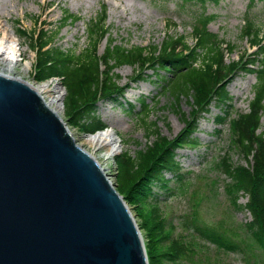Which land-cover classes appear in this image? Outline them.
Returning a JSON list of instances; mask_svg holds the SVG:
<instances>
[{
  "label": "rangeland",
  "instance_id": "obj_1",
  "mask_svg": "<svg viewBox=\"0 0 264 264\" xmlns=\"http://www.w3.org/2000/svg\"><path fill=\"white\" fill-rule=\"evenodd\" d=\"M103 3H107L109 30L99 44L100 54L109 35L126 47L160 44L168 33L186 34L192 44V24L203 13L216 14L209 24L210 30L236 45L227 60L237 59L246 48L255 49L241 36L245 17L254 19L264 31V0H207L204 4L183 0H0V38L5 35L7 42H15V49L1 50L2 57L14 59L13 69L8 71L0 64V71L27 79L33 85L49 83L52 92L57 86L63 93L61 114L79 142L89 133L74 126L67 117V90L62 79L36 78V52L29 38L19 35V28L21 31L34 28L32 17L41 15L38 25L46 20L45 27L55 29L68 9L81 19L63 26L56 44L80 52L89 41L86 23L101 11ZM134 71L129 64L116 67L120 85H126ZM152 72V68L146 70V73ZM152 79L154 76H146L132 83L125 98H120L125 106L109 100H101L98 106V113L108 127L114 128L119 145L113 157H101L102 166L118 191L126 195L125 200L143 236L149 264H264V245L258 239L259 230L246 206L248 197L222 169L221 156L229 155L234 165H246V159L231 140L229 123L224 121L219 125L216 121L221 105L212 104L210 111L199 120L194 133L197 144L178 149L183 178L168 173L171 181L167 186L154 182V196L145 201H137L134 193L128 194L129 188L118 185L117 161L123 152L136 156L157 138L161 141L174 138L186 126L182 113H193L189 96L182 97L178 107L172 106L171 95L160 91ZM255 82V74L246 73L230 81V115L248 110ZM44 95L49 98L48 93ZM141 98L150 102L152 110L148 120L156 122L154 131L141 120ZM128 103L134 107L130 108ZM262 124L264 128V115ZM104 153L96 152L100 156Z\"/></svg>",
  "mask_w": 264,
  "mask_h": 264
},
{
  "label": "trees",
  "instance_id": "obj_2",
  "mask_svg": "<svg viewBox=\"0 0 264 264\" xmlns=\"http://www.w3.org/2000/svg\"><path fill=\"white\" fill-rule=\"evenodd\" d=\"M183 1L204 3L206 0ZM212 17L202 15L196 18L193 23V45L188 43L184 34L168 33L160 44L126 47L115 43V39L109 35L102 54L98 53L99 44L109 30L106 4L87 21L89 41L80 52L56 44L63 26L80 18L68 9H65L57 28H46L45 20L38 25L40 15H35L32 17L34 28L21 27L23 29L21 31L19 28V35L29 38L31 48L36 52V78L48 80L61 77L67 90V117L74 126L83 128L87 133H96L108 126L98 113L99 101L109 100L125 106L120 98H125L127 89L119 83L115 72L118 66L129 64L134 67L131 83L154 76L152 81L160 91L171 95L172 106L178 107L182 97H190L193 113H182L186 126L177 136L162 141L157 138L136 156L125 151L118 157V185L122 189L129 188L128 194L134 193L137 201L148 200L152 194L154 196V182L167 186L171 180L168 173L183 178L178 149L198 142L194 133L200 118L210 110L213 101L222 103L223 108L229 107L231 96L227 87L238 71L256 72L255 95L249 103V110L239 112L230 120L231 140L246 159V165L232 164L229 155L221 156V162L223 171L232 178L236 188L248 197L246 206L253 224L259 230L258 239L264 245V129L259 131L264 112V33L259 25L246 18L244 34L249 37L251 45H257L258 49L247 54L246 58L241 54L239 59L227 62L223 40L207 28ZM227 50L232 52L235 46L229 43ZM257 63L259 66L253 68ZM148 68H152L153 72L146 73ZM140 105L143 124L154 131L156 122L150 123L148 120L152 110L150 102L147 98H141ZM127 106L133 108L134 104L128 103ZM224 115L225 111L218 115L220 123L226 120ZM123 196L126 198V195Z\"/></svg>",
  "mask_w": 264,
  "mask_h": 264
},
{
  "label": "water",
  "instance_id": "obj_3",
  "mask_svg": "<svg viewBox=\"0 0 264 264\" xmlns=\"http://www.w3.org/2000/svg\"><path fill=\"white\" fill-rule=\"evenodd\" d=\"M0 264H149L105 169L27 79L3 72Z\"/></svg>",
  "mask_w": 264,
  "mask_h": 264
},
{
  "label": "bare ground",
  "instance_id": "obj_4",
  "mask_svg": "<svg viewBox=\"0 0 264 264\" xmlns=\"http://www.w3.org/2000/svg\"><path fill=\"white\" fill-rule=\"evenodd\" d=\"M7 41H8V37L5 35L0 38V62H1L0 64H2V65L4 64L6 67L3 65V68L7 69L8 71H11L14 67V64H15L14 59L13 58L8 59L6 57H2L1 50L5 47L7 49H12V50L15 49V42L13 40H11L9 42H7ZM6 42L8 44H6ZM0 72H3V71H0ZM30 84L32 86H34L42 94V96L44 97L47 104L52 109H54L65 120V118L62 116L61 110H60V109H62V105H63V103H62V101H63L62 91L56 86V90L54 92H52L49 83H46V82L34 84V85L32 83H30ZM44 93H48V96H49L48 99L44 95ZM67 125H68V122H67ZM69 130H70L71 134L73 135L76 143L79 146H81L83 149H85L88 153H90L99 162V164L101 166L103 165L101 162V157H106L107 159H109V158L113 157L115 154H117L119 151L118 141L116 140V134H115L114 128L112 126L105 128V129H102L96 133H89V135H87L84 138V140H81V142H79L75 138L74 132L72 131V129L70 127H69ZM98 151H102V152L104 151L105 153H104V155L100 156V154H96V152H98ZM102 167L104 168V166H102Z\"/></svg>",
  "mask_w": 264,
  "mask_h": 264
}]
</instances>
